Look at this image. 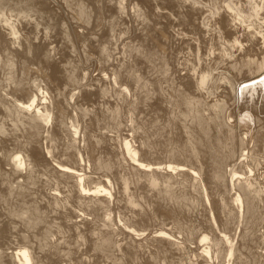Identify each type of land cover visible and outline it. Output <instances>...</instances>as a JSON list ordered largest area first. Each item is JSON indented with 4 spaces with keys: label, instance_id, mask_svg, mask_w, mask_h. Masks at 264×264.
I'll use <instances>...</instances> for the list:
<instances>
[{
    "label": "bare ground",
    "instance_id": "1",
    "mask_svg": "<svg viewBox=\"0 0 264 264\" xmlns=\"http://www.w3.org/2000/svg\"><path fill=\"white\" fill-rule=\"evenodd\" d=\"M0 264H264V0H0Z\"/></svg>",
    "mask_w": 264,
    "mask_h": 264
},
{
    "label": "rangeland",
    "instance_id": "2",
    "mask_svg": "<svg viewBox=\"0 0 264 264\" xmlns=\"http://www.w3.org/2000/svg\"><path fill=\"white\" fill-rule=\"evenodd\" d=\"M131 142H132L133 144H136V143H137V142H135L134 140H131ZM162 215H163V213H162V212H158V214L156 215V217L158 216V218H157V219H158V220H160V219H159V218H160V216L163 218V217H164V215H163V216H162ZM152 221H153V220H152ZM154 221H155V220H154ZM162 221H163V222H165V219H164V220L162 219Z\"/></svg>",
    "mask_w": 264,
    "mask_h": 264
}]
</instances>
